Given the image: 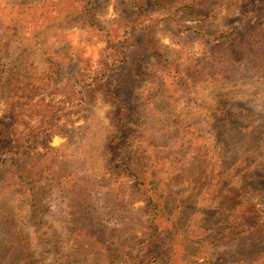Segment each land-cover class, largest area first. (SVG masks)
Here are the masks:
<instances>
[{"label": "rangeland", "instance_id": "374dc122", "mask_svg": "<svg viewBox=\"0 0 264 264\" xmlns=\"http://www.w3.org/2000/svg\"><path fill=\"white\" fill-rule=\"evenodd\" d=\"M152 254L264 264V0H0V264Z\"/></svg>", "mask_w": 264, "mask_h": 264}, {"label": "trees", "instance_id": "16d2710c", "mask_svg": "<svg viewBox=\"0 0 264 264\" xmlns=\"http://www.w3.org/2000/svg\"><path fill=\"white\" fill-rule=\"evenodd\" d=\"M134 40H135V36L134 35H131L129 38H127L124 41H122V43L124 45L125 43H128V41L134 42ZM123 109H126V108H124L123 106H121V110H123ZM121 118H123V117H122L121 112H120L119 117L115 118L114 119V122L117 123V124H119V125L122 124L120 122L121 121L120 120ZM121 136L123 138V132L120 135L114 136V138L110 142H112V145H113V143H116L117 142V146H114V145L113 146L116 147V148L119 147L120 150H122V151H124L125 149L128 150L129 147L131 148V144H130V142H127V141L122 140L120 138ZM115 138H117L118 140H116ZM122 158L124 159V162L125 163L123 161H121V160L120 161H117L119 163L116 164L115 169L120 168L121 165L124 164V167L122 165V168L127 173H132V174H134L136 176V182H135V187L136 188L132 186V189L134 191L136 189L140 190V187H138L139 186V178H140V175H138L137 168H136V166H134L135 163L133 161H131L130 160V157H128L126 154L124 156H122ZM116 160H119V159H116ZM76 168H79L80 169V167L78 165H76ZM146 204L149 207L150 206L153 207L152 204H154V207H153L152 210H154L156 212V210H157V207L156 206L157 205H155V203L153 202V200H152V198L150 196L146 198ZM151 225L153 226V224H151ZM153 230H154V234H157L158 229L156 227H154ZM152 236H153V233H152ZM158 258H159L158 255L152 254L151 258H149L148 260L141 259L136 264H157L156 261L158 260ZM168 264H172V263H168Z\"/></svg>", "mask_w": 264, "mask_h": 264}]
</instances>
